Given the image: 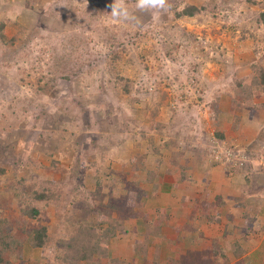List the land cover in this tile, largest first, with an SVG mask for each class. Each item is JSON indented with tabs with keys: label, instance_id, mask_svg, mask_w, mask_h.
Masks as SVG:
<instances>
[{
	"label": "rangeland",
	"instance_id": "rangeland-1",
	"mask_svg": "<svg viewBox=\"0 0 264 264\" xmlns=\"http://www.w3.org/2000/svg\"><path fill=\"white\" fill-rule=\"evenodd\" d=\"M112 2L0 0V217L24 220V181L61 194L62 217L80 199L75 222L97 227L135 185L142 213L165 218L150 246L160 264H264V222L237 214L242 200L264 210V0H166V11L116 0L136 26L114 20ZM185 4L200 13L178 17ZM44 209L31 225L61 234ZM132 214L115 215L126 219L108 258L81 264H141ZM185 225L194 232L177 234ZM21 257L47 264L28 243Z\"/></svg>",
	"mask_w": 264,
	"mask_h": 264
},
{
	"label": "trees",
	"instance_id": "trees-1",
	"mask_svg": "<svg viewBox=\"0 0 264 264\" xmlns=\"http://www.w3.org/2000/svg\"><path fill=\"white\" fill-rule=\"evenodd\" d=\"M111 1L112 0H96L98 7ZM182 3L183 1L179 2V4ZM200 11L201 9L194 5L185 4L184 8L177 16L193 17L200 13ZM260 21L264 24V12L260 14ZM2 38V40H5V37ZM10 38L11 43H13L16 36L14 35ZM261 71L263 72L261 78L264 81V69H261ZM119 84L118 82L116 86ZM119 89L122 93L129 94V86L124 85ZM155 113L153 114L155 115ZM151 146L153 145L151 144ZM137 166L136 156H134L131 159V175H136V178L139 180H144L145 178L139 173H147V171L143 169V166H139V169ZM22 182L23 185L19 187L20 190L17 191L16 196H18L19 193L21 199H23L21 202L24 204V207L21 213L24 220L15 223L11 222L7 217H0V264H25L21 257L24 243H28L33 249H39L41 251V258L44 259L47 264H81L82 262L87 263L92 261L93 257H97V259L108 258L109 250L107 245L116 239L119 233L122 234L123 222L126 219L121 215L115 217L118 213H127V215L133 213L130 216L134 218L132 220L136 221L138 220L137 218L141 219L140 222L142 224L140 223V229L136 233L140 238L136 239L130 248L134 259H142L141 264L161 263V247L158 244H154L150 249V246L152 242H158V240L161 239L160 230L165 218L163 214L160 218H154L153 216L150 217L147 213H142L141 196L145 194L141 188L138 189L134 187L135 185L127 186L129 187L127 188L129 191L127 194V203L124 202L121 206H116L117 204H114L112 207L106 205L105 209H100L98 211L99 225L97 227H91L90 224H77V221L75 222L74 216L76 211H78L77 205L82 203L80 199L77 201L72 200V212H68L69 214L67 216L65 215L62 217L61 212L57 210V206L61 200V194L55 191L53 192L48 188H41L39 190L28 188L26 190L24 189V187L26 188V184L24 181ZM40 204H42V207ZM46 206H53L55 208V216L60 217L59 229L61 234L51 233L47 225H37L35 227L31 225V220L33 221L43 217L45 211L44 207ZM89 206L88 204V207ZM183 228L184 229H179L177 234H179L180 231L194 232V230L189 229L186 225L185 227L183 226ZM208 252L212 254L218 253L220 257H222L221 255L224 257V254L218 250L216 245L210 247ZM180 256L183 257L182 255ZM178 257L179 256L176 257L175 254V258H166L164 264H182L177 262ZM203 261L205 264H221L207 257L204 258ZM193 264H198V262L194 261ZM199 264L203 263L199 261Z\"/></svg>",
	"mask_w": 264,
	"mask_h": 264
},
{
	"label": "clouds",
	"instance_id": "clouds-1",
	"mask_svg": "<svg viewBox=\"0 0 264 264\" xmlns=\"http://www.w3.org/2000/svg\"><path fill=\"white\" fill-rule=\"evenodd\" d=\"M111 9L110 14L114 20L131 22L133 26L137 25V18L129 11V9L123 3H117L113 0L111 4L108 5ZM136 8L145 10H167L166 0H136Z\"/></svg>",
	"mask_w": 264,
	"mask_h": 264
},
{
	"label": "crops",
	"instance_id": "crops-1",
	"mask_svg": "<svg viewBox=\"0 0 264 264\" xmlns=\"http://www.w3.org/2000/svg\"><path fill=\"white\" fill-rule=\"evenodd\" d=\"M229 180V178L226 176L225 178H224V180L223 179H221V181H222V183L223 182H225V181H228ZM227 183V182H226ZM226 183H224V184H226ZM226 191H228V188H226ZM246 198V197H245ZM249 201V200H248ZM241 203L243 204V205H245V207H246V211H243V207H241L242 209V211H240V212H238L237 214H240V215H242V214H244V212H247V213H250V215H251V218L253 219V223H252V226H253V228H255V229H259L260 227V225H263V222H264V219L262 218V216H263V212L262 211H264V210H261L259 207H257L255 204H251V202L249 201V202H243V200L241 201ZM249 203V204H248ZM261 206L262 207H264V205H262L261 204ZM227 207H229V206H227ZM236 211H239V210H234V211H232V212H236ZM228 214H230L229 212H227ZM264 217V216H263ZM259 230H261V228L259 229ZM240 242V241H239ZM246 245V244H245Z\"/></svg>",
	"mask_w": 264,
	"mask_h": 264
},
{
	"label": "built area",
	"instance_id": "built-area-1",
	"mask_svg": "<svg viewBox=\"0 0 264 264\" xmlns=\"http://www.w3.org/2000/svg\"><path fill=\"white\" fill-rule=\"evenodd\" d=\"M235 161V160H234Z\"/></svg>",
	"mask_w": 264,
	"mask_h": 264
}]
</instances>
